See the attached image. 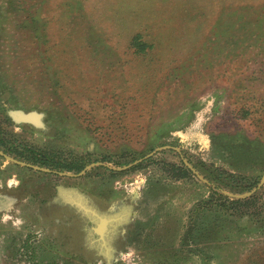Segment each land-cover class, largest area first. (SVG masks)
<instances>
[{"label": "rangeland", "instance_id": "obj_1", "mask_svg": "<svg viewBox=\"0 0 264 264\" xmlns=\"http://www.w3.org/2000/svg\"><path fill=\"white\" fill-rule=\"evenodd\" d=\"M0 152V264H264V0H0Z\"/></svg>", "mask_w": 264, "mask_h": 264}, {"label": "water", "instance_id": "obj_2", "mask_svg": "<svg viewBox=\"0 0 264 264\" xmlns=\"http://www.w3.org/2000/svg\"><path fill=\"white\" fill-rule=\"evenodd\" d=\"M35 114H22V113H12L11 116L12 118L15 120V122L17 123H28V124H34L35 123L31 122V116H33ZM36 116V115H35ZM37 118H39L37 116ZM38 126V125H36ZM164 149H171V150H175L173 148H164ZM0 156L4 157L5 159H7L8 161L14 163V164H18L20 166L23 167H29L32 168L33 170L36 171H41V172H49L47 170H39V168L34 167V166H30V165H26L24 163L15 161L5 155H3L0 152ZM89 168V167H88ZM85 171H82L80 174H83ZM191 172H193V170H191ZM194 173V172H193ZM65 177H76L74 175H69V174H59ZM199 180H201L203 183H207L204 179H202L201 177H198ZM264 182V177L261 180L259 186H261V184ZM255 191L253 190L250 194H243V195H228L229 197H234L236 199H245L247 197H249L251 194H253ZM58 195H59V199L60 202L66 206L71 207L73 210H75L77 212V214L79 215V217L82 218H86L85 219V224L88 227V237H89V241H90V246L91 249L98 255V256H102L103 258L107 259L110 257V253L112 251L111 248V244H110V240L112 238L103 235L104 238L100 240V242L106 246L107 251L104 252L103 250H101L100 248V242L99 244L97 243V239L94 238L93 236V230L96 227V223H99L100 220H105L106 221V228L107 231H109V229H113V232H115L116 228L119 225H125L128 224L129 220H128V214H130V211H125V215L124 214H106V213H102L99 212V210L92 205V203L90 202V200H88L85 196H83L82 194H80L78 191L75 190H64V189H59L58 190ZM96 220V223H95ZM106 231V232H107ZM108 234V233H107Z\"/></svg>", "mask_w": 264, "mask_h": 264}, {"label": "trees", "instance_id": "obj_3", "mask_svg": "<svg viewBox=\"0 0 264 264\" xmlns=\"http://www.w3.org/2000/svg\"><path fill=\"white\" fill-rule=\"evenodd\" d=\"M222 175L219 174L218 178L220 179ZM225 179L229 181V184H222V182L220 180L217 179V182L214 183L215 186H213L214 190H218L221 187H230L231 191H237L234 193H241V191H245V190H250L252 187H255L256 184L258 183L257 181H253L252 179L249 178H245V177H236V176H231V175H226ZM225 185V186H223ZM223 202L224 206L226 204V202L229 204L228 208H224V206H219L220 209H224L227 210L229 208H232L230 210H235L236 208H241L242 206H245L247 203L246 201H233V202H229L227 197L221 196L219 195L218 199L216 200H210L208 203H206V205L204 207H210L213 204H216L218 202ZM235 208V209H234ZM228 210V211H230ZM230 217H234L235 215L233 214V212L231 211L230 214H228ZM259 226H264V221H259L258 222ZM263 255H264V249L262 250L260 256L258 257V255L255 253V257L254 259H258V262L261 261V259H263Z\"/></svg>", "mask_w": 264, "mask_h": 264}, {"label": "bare ground", "instance_id": "obj_4", "mask_svg": "<svg viewBox=\"0 0 264 264\" xmlns=\"http://www.w3.org/2000/svg\"><path fill=\"white\" fill-rule=\"evenodd\" d=\"M31 122L35 123L36 125H39V119L37 118V116L33 115L31 116ZM96 223V220H95ZM100 225V226H99ZM99 230L101 231H98ZM106 228V221L105 220H100L99 223H96V227L94 229H92L93 231V236L94 238L97 239V243L99 244L100 240L104 238L103 235H106L109 239V237H111V235L113 234V229H109V231H107ZM107 231V232H106ZM108 233V234H107ZM100 248L101 250H103L104 252L107 251L106 246H104L101 242H100Z\"/></svg>", "mask_w": 264, "mask_h": 264}, {"label": "flooded vegetation", "instance_id": "obj_5", "mask_svg": "<svg viewBox=\"0 0 264 264\" xmlns=\"http://www.w3.org/2000/svg\"><path fill=\"white\" fill-rule=\"evenodd\" d=\"M3 155H5V156H7L6 154H4L3 152H1ZM7 157H9V156H7ZM4 158V157H3ZM10 158V157H9ZM13 160H15L14 158H12ZM15 161H17V160H15ZM22 163V162H21ZM25 164V163H24ZM26 165H29V164H26ZM30 166H32V165H30ZM23 167V166H22ZM36 167V166H35ZM23 168H26V169H29V170H33L32 168H29V167H23ZM37 168H39V167H37ZM39 170H47V169H43V168H39ZM34 171H36V170H34ZM37 172H40V171H37ZM57 174H59V173H57ZM71 190H75V188H70ZM75 191H77V190H75ZM55 192H56V194L58 193V187L57 188H55ZM59 205H61V203L59 204ZM71 212H73L75 215H76V217L77 218H80L79 217V215L77 214V212L75 211V210H73L71 207H69V206H66ZM80 220H81V218H80ZM87 242V247H89V249H91V246H90V241H86ZM92 250V249H91ZM93 251V250H92Z\"/></svg>", "mask_w": 264, "mask_h": 264}]
</instances>
